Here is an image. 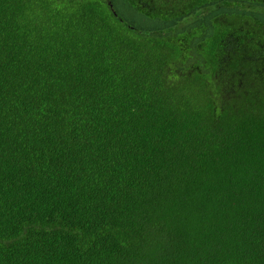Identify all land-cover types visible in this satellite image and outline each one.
Here are the masks:
<instances>
[{
  "label": "trees",
  "instance_id": "1",
  "mask_svg": "<svg viewBox=\"0 0 264 264\" xmlns=\"http://www.w3.org/2000/svg\"><path fill=\"white\" fill-rule=\"evenodd\" d=\"M0 264H264V0H0Z\"/></svg>",
  "mask_w": 264,
  "mask_h": 264
}]
</instances>
